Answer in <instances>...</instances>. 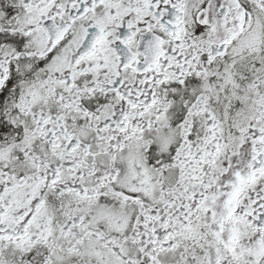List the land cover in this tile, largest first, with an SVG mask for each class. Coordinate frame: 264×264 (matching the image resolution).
<instances>
[{
  "label": "snow or ice",
  "instance_id": "1",
  "mask_svg": "<svg viewBox=\"0 0 264 264\" xmlns=\"http://www.w3.org/2000/svg\"><path fill=\"white\" fill-rule=\"evenodd\" d=\"M0 264H264V0H0Z\"/></svg>",
  "mask_w": 264,
  "mask_h": 264
}]
</instances>
